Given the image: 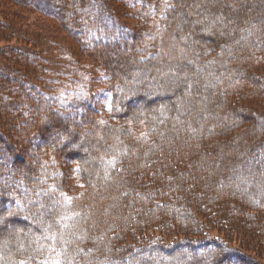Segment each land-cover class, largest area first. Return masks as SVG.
<instances>
[{
    "label": "rangeland",
    "instance_id": "374dc122",
    "mask_svg": "<svg viewBox=\"0 0 264 264\" xmlns=\"http://www.w3.org/2000/svg\"><path fill=\"white\" fill-rule=\"evenodd\" d=\"M26 1L27 3L33 1L41 7H47L43 0ZM96 2L97 4L100 2L99 5L104 7L102 0H96ZM184 2L187 3V6L184 9V14L180 17L178 31L166 39L164 30H161L162 26L159 23L162 11L157 15L153 13V10L158 8L156 1L110 0L108 3L106 8L112 14L106 19V24L109 26L104 31L108 32L107 34H114L113 32L117 31L116 25L113 24V18H115L118 20L117 24L120 21L125 23L128 28L142 32L141 38L146 39L148 36L151 41L154 38L156 44L161 43L162 45L153 47L152 43L150 46L157 49L159 67L155 70H152L150 66L145 67L135 58H128L134 47L130 50L128 47L126 49L113 47V50L109 51L107 63L114 65L117 70L120 68L129 72V80L124 82L127 88L135 89L140 84L149 82L150 85L146 84V87L151 88L153 92L158 90L157 94L159 95H165L164 102L169 101L170 105H174L176 98L178 102L176 106H172L175 110L171 113L170 105L168 110L164 111L162 108L158 111L157 123L160 126L157 128L158 136L153 143L149 140L144 141L146 138L144 139L141 135L136 139L137 142L136 140L132 141L128 137L127 130L107 129L104 124H100L101 122L94 123L93 125L96 124L95 128L93 125L89 126L90 123L86 120L80 121L81 123L78 125H83V127L81 130H77L76 120L78 119L70 116L67 126L71 134L64 137L70 142L65 147L69 156L66 161L69 163V159L75 160V158L83 161L86 168L84 171L85 181H88L92 186L94 199L84 201L85 210L81 222L77 225L76 222L71 223L68 234L72 240H80V244L84 246L90 244V246L94 245L91 248L100 245L108 247L110 244L116 243L119 230L124 226H128L130 230L133 225L135 226L137 219L148 221L152 215L159 220L168 219L174 222L181 219L191 223L192 220L202 219L199 221L200 224L203 223L205 231L210 232L216 239L228 242L237 247L236 249L243 250L246 254L254 257L256 262L264 264V245H257V242L253 240L255 235L249 233L253 230V234H257L258 237L264 235V228L259 226V220H264V164L258 162L260 159L257 156L254 157L251 155L252 153H249L248 147L249 145L255 146L256 142L264 135V120L259 113L264 111V62H262L264 49L260 44L262 42L260 37L262 38L264 33V0H184ZM11 5L13 10L10 16L0 11L1 28L5 26L9 30H11L10 27L16 29L13 34L9 33L8 35L7 33L6 37L0 36V62L5 63L0 65V111L4 109L5 99L2 94L6 91H4L3 84L8 76L6 82L13 86L16 92L24 89L29 96L33 95L30 105H26L24 108L17 107L14 113L20 114L19 119L30 121L33 119L31 117L33 112H41L49 130V136L51 138L56 136L50 131L53 125L51 120L53 115L47 113V107L51 104V100L49 99L45 103L39 102L36 97L37 87L24 82L25 77L18 76L16 72L8 68L10 64H14V59H11L14 53L18 58L20 55L27 56V62L18 65L21 70H24L23 66H25L26 70L28 69L27 74H30L29 71L36 68L37 64L49 66L51 69V63L55 64L54 62L57 61L65 63L66 66L61 68L66 72H61L63 73L62 84H60L62 86L59 87L57 94L63 95L67 102L73 100L72 97H74L69 94L74 90V85L70 79L66 78V74L71 72L68 67L76 63L92 73H97L92 78L89 75L90 72L88 74L91 81L96 80L98 83H92L88 87L87 101L94 110L99 111L97 113L99 119L100 116L110 118L111 99L107 93L108 88L103 83V79L107 77L106 71L91 54H85V47L93 46L95 39L104 34V31L99 29V25L90 27V31L72 26L69 27L70 31H67L65 23L51 19L39 10L13 2ZM55 7L57 8V6ZM56 8L53 9L56 10V17H59L58 13H61V10ZM149 10H151V17L147 14ZM69 16H72L71 12ZM244 20L251 22L250 28L248 25H245L246 28L243 26L250 31L241 35L237 31L239 28L242 29ZM85 21L87 20L85 19ZM17 30H20L21 33L17 34ZM36 33L48 35L51 38L47 42L49 53L40 54L39 50L34 51L36 45L29 43L26 44L27 46L24 45L25 43L22 41L24 35ZM197 37H201L203 40L200 41ZM138 38L140 35L137 34L136 39ZM213 43L220 44L224 48V51L217 55L222 58V66L228 71H222L218 62L208 64L209 60L207 63H199L200 61L195 58L199 56L201 47L212 48ZM96 46L98 45L95 44ZM26 78L29 77L26 76ZM150 102V100L144 99V104H150ZM5 106L8 105L5 103ZM143 111L142 108L139 110V112ZM163 114H167V116ZM169 117L171 120L165 124V120ZM54 120L60 126L66 125L59 118H54ZM71 120H74L75 123ZM18 124L20 128L25 125L22 120ZM18 126L15 127L18 128L16 133L11 134L0 129L1 145H4L7 140L10 141V136L13 137L20 133ZM131 141L134 145L130 146ZM122 152L129 153L126 156L127 160H138L139 163V165H132L125 177L122 174L118 176L115 171L106 169L104 163L111 154L118 157V154H122ZM157 157L162 158L164 162L171 161L173 163H171V168L174 175L180 177L186 170L190 173L188 176L184 175L181 182L182 189H178V195L181 198L175 200H179V202L171 199L174 203L173 206H165L163 210H160V213L155 211L152 204L142 196V190L136 192L126 187L130 179L134 178L135 171L142 172L141 166L144 161L147 163L144 170L147 169V172L153 173L158 167L155 164L158 160L155 159ZM18 159L14 164H33L31 157L26 152L20 153ZM149 159H152L150 164H148ZM163 161L161 164H164ZM51 163L54 164V160H51ZM66 165L68 168L63 169L62 173L67 174L69 170H72L67 188L70 192L69 197L83 193L85 188H83L82 180H79L78 172H76L77 165L75 163ZM149 165L152 167H148ZM168 171L169 167L163 171V178L167 179ZM116 178H122L120 184ZM166 186H170L171 191L175 189L173 182L171 185L167 183ZM199 194H201L200 202ZM67 198L65 196L58 199L54 206H56L55 204L62 206L64 201H68ZM191 200H195L201 206L205 204L207 213L202 211L201 206L192 207ZM210 201L212 205L208 207ZM2 206L4 207L0 203V209ZM53 208L52 206L48 207V212H51ZM201 211L206 216L203 217ZM215 213L216 215H214ZM12 221L16 223L0 210V249L30 247V240L20 239L17 235L19 234L18 230L12 226L14 225ZM240 226L244 227V234H239L238 230L242 228ZM191 229L194 231L196 227ZM113 232L117 234V237L111 238ZM180 235L182 234L170 232L167 238ZM193 235L196 233L194 232ZM133 240H135L134 237ZM88 247L89 245L84 248ZM78 250L82 255L85 254L81 248ZM112 250L109 249L108 255L104 257L105 261L110 259L109 255ZM87 251L89 250L87 249ZM187 260V258L180 259L178 257L174 261L164 259L161 252H157L155 256H151L149 253L134 254L131 260L126 261L125 264H186ZM188 261L190 264V260ZM191 264L212 263L196 260Z\"/></svg>",
    "mask_w": 264,
    "mask_h": 264
},
{
    "label": "trees",
    "instance_id": "16d2710c",
    "mask_svg": "<svg viewBox=\"0 0 264 264\" xmlns=\"http://www.w3.org/2000/svg\"><path fill=\"white\" fill-rule=\"evenodd\" d=\"M43 1L46 2V8L41 7L39 4L38 6L33 1L27 3L26 0H0V11L10 16L13 10L11 8L13 2L15 4L27 5L29 8L39 10L41 13L43 12V14L51 19H57L60 23H65L64 26L67 31H70L69 27L71 26L86 29L88 31H90V27L97 24L99 25V29L103 31L109 26L106 24V19L110 17L112 13L109 12L106 7H108L110 0H102L104 7L99 5L100 2L97 4L96 0ZM154 1H156V4L158 3V8L155 11L153 10V13L157 15L162 11L159 23L162 26L161 30H164L166 39V37L172 36L171 34L177 33L178 26L180 25V17L184 14L187 3L184 2V0ZM55 6L61 10V13H58L60 15L59 17L55 15L56 10L53 9L56 8ZM70 12L72 16H69ZM147 14L151 17V10H149ZM85 19L87 21H85ZM113 22L117 29V31L113 32L114 34H107L108 32L104 31L103 36L95 39L93 46L90 45L85 47V54H91L94 60L106 71L107 77L105 76L106 78L103 79V83L108 88L107 93L110 95L111 99L110 118L108 116H100L99 119L97 114L99 111L94 110L89 101H87L86 93L88 87H90V84L98 82L96 80L91 81L90 76L92 78L95 73L88 71L85 67L80 66V64L73 63L68 67L71 72H67L66 78L70 79L74 85V90L69 92V94L74 97H72L73 100L69 102L63 98V95L60 96V94H57L59 87L62 86L60 85L63 79V73L61 72L65 71H62L63 66H66L65 63L60 61L54 62L55 64L51 63V69L49 66L37 64V66H35L36 68H32L29 71L30 74H27L28 69L26 70L25 66H23L24 70L18 67L19 63L27 62V56L20 55V58H18L17 55L13 53L11 59H14V62L11 59L10 61L14 64H10V66L6 64L8 68L16 72L18 76L22 75L25 77L24 82L37 87L36 97L39 99V102L45 103L47 100H51V104L47 107V113L53 115V119L51 118L53 125L50 131L56 136L55 138L49 136L50 133L46 127L47 125L44 123V116H42L39 111L33 112L31 116L33 119L30 121H24L22 118L19 119L20 114H15L14 110H16L17 107L24 108V106L30 105L31 100H33V95L29 96L24 89L16 92L13 86H10L9 83L6 82L8 76L5 75L7 77L3 87L6 93L2 94L5 101L4 106L2 105L4 109L0 111V129L2 128L4 131H7V133L11 134L16 133V129L18 128L15 127L19 125L18 122L21 120L25 125L23 128H20V125L18 126L20 133L13 137L10 136V141L7 140L4 145L0 143V203L4 205L0 210L8 215L11 220L16 221V223L12 221L14 224L12 226L14 229L18 230L19 234L17 235L20 239L24 238L30 240L31 245L28 248L0 249V264H125L126 261L131 260L134 254L149 253V255L155 256L157 252H161L162 258L173 261L176 257L180 259L187 258L190 260V264L192 261L195 262L196 260L204 261V263L211 262L212 264H260L255 261L254 257L246 254L243 250H238L236 249L237 247L230 245L224 240H218L211 235L210 232L205 231L204 224H200L199 222L200 220L202 221V219L199 221L198 219L192 220L191 223L181 219H178L176 222L168 219L159 220V218L154 215L148 218V221L137 219L135 220V226L133 225L130 230L128 226H124V228L119 230L116 243H112L108 247L100 245L96 248H91L94 245L90 246V244H85V246L89 245V247L84 248L85 246L80 244V240H72L70 238L68 232L71 228V223L76 222L77 225L81 222L83 211L85 210L84 201L94 199L93 188L88 181H85L86 176L84 171H86V168L81 159H69V163H75L77 165L76 172H78L79 180H82L83 188H85L83 193L81 192L78 195L69 197L70 192L67 188L71 180L70 172L72 170H69L67 174L62 173L64 172L63 169L68 168L66 164H69L66 161V158H69V156L65 147H67V144L70 142L64 137L71 134L67 126V122L70 121V116H74L78 119L76 120L77 130H81L83 127V125H78V123H81L80 121H88L90 123L89 126L101 122L100 124H104L107 129L118 128L127 130L128 137L131 138L132 141L136 140L141 135L144 139L146 138L144 141L149 140L153 143L156 136H158L157 128L160 126V124L157 123L158 111L162 108L164 111L168 110L170 105L169 101L164 102L163 98L165 95H159L157 94L158 90L154 89L156 91L153 92L150 87V89L146 87V84L150 85L149 82L140 84V86L135 89L127 88L124 82H128L130 76L129 72L121 70L120 68L117 70L114 65L112 66L111 63H107L109 61V51H112L113 47L117 46L123 49L128 47L129 50L134 47L132 52L130 51L131 53L128 55V58H135L145 67L150 66L152 70L159 67L156 53L157 49L151 48L150 46L153 43V47H160V45H162L161 43H159V45L156 44L154 38L153 41H151L146 35V39L141 38V35H143L142 32L134 31L120 21L117 24L118 20H115V18H113ZM243 23L242 29L239 28L240 31H237L238 34L241 33V35L250 31L245 29V25H248L250 28L251 22L249 23L247 20H244ZM243 26H245V28ZM0 29H4L0 30V36L4 37H6L7 33L9 35V33L13 34L15 33L14 31H16V29H12V27H10L11 30H9V28L5 26L2 28L0 26ZM19 33H21L20 30H17V34ZM137 34L138 36L140 35L138 39H136ZM197 39L200 41L203 40L201 37H197ZM260 39L262 40L260 43L261 47L264 49V33ZM50 40L51 38L48 37V35H38L37 33L33 35L25 34L22 38L23 43H25L24 45L27 43L36 45L34 51L39 50L40 54L44 52L49 53V44L47 45V42ZM95 44L98 46L95 47ZM223 51L224 48H222L220 44L216 45L213 43L212 48L205 46L201 47L198 53L199 56L195 58L197 61H200L199 63H207L209 60L210 62H208V64L218 62L222 71H228L227 68L222 66V58L217 55V53H222ZM262 62H264V60ZM1 64L5 63L0 62V65ZM88 74L90 75L89 77ZM26 76L29 78H26ZM75 97L76 100H74ZM144 99L150 100V104H144ZM174 102L177 103L178 99L176 98ZM5 103L9 107H6ZM176 103L170 105V113L175 110L172 106H176ZM141 108L144 110L143 112H139ZM259 113H261L262 120H264V111ZM26 114H28V111H26ZM163 115L167 116V114ZM54 118H59L60 121H64L66 125H58L59 123H56ZM170 120L169 117L165 120V124H168ZM132 141L129 143L130 146L131 144L134 145ZM257 142L255 146H248L249 153H252L251 155L254 157L257 156L258 159H260L258 162L263 165L264 135ZM40 144H42L41 147H39ZM44 144L46 145L44 146ZM22 152H26L28 156L31 157L33 161L32 165L14 164L18 159V155ZM127 155H129L128 152H122V154H118V157L111 154L104 162L105 168L115 171L118 176L122 174L125 177L132 165H139L138 160H127ZM155 159H158L156 160L157 163H155L158 167H156L153 173L147 172V169V171L144 170L146 168L145 165H147L144 161L141 166L143 169L142 172L139 173L135 171L133 174L134 178L130 179L129 182L127 181L126 187L136 192L142 190V196L146 198L148 203L152 204L153 208L156 209L155 211H159L158 213H160V210H163L165 206H173V199L179 202V200H175L176 198H181V196L178 195V189L182 187L181 182L184 175L186 174L188 176L190 173L188 170H186V172L183 171V176L181 175L179 177L174 175V171L171 168V161L164 162L162 158L159 157ZM51 160H54L55 163L52 164ZM150 160L152 159H149L148 164L151 163ZM161 161H163L164 164H161ZM161 165L163 166L161 167ZM166 166L169 167L167 179L162 177L163 171L167 168ZM148 167L152 166L149 165ZM50 169L51 171H49ZM176 172L179 173L178 171ZM60 173L61 175H59ZM121 179L122 178L117 179L118 184L122 181ZM172 182L175 188L174 191L170 190V186H166L167 183L171 185ZM201 194L198 196L200 199L199 202L201 201ZM63 195L68 197V201H64L65 203H63L64 206L60 204H55L56 206H54V203L58 202V199L65 197ZM199 204L200 203L195 200H191L190 202L192 207L201 206ZM211 205L212 202L210 201L207 206L211 207ZM50 206L54 208L51 212H48V207ZM201 208L203 212L207 213L205 204L201 206ZM202 211L201 213H203ZM204 215L203 213L202 216L204 217ZM214 215H216V213ZM224 221L227 222V220ZM20 222L25 225H19ZM259 226L264 228L263 219L259 220ZM194 227H196V230L192 231L191 228ZM243 228L244 227L238 230L240 232L239 234H244ZM170 232H177L182 235L167 238ZM194 232L196 235H193ZM249 233L255 235V239L253 237V240L257 242V245H264V235L263 237H258L257 234H253V230ZM116 235L117 234L113 232L111 238L117 237ZM133 237L135 240L132 241ZM78 248H81L85 254L82 255ZM87 249L89 251H87ZM109 249L113 250L109 255L110 259L105 261L106 259L104 257L108 255ZM188 260L186 264H189Z\"/></svg>",
    "mask_w": 264,
    "mask_h": 264
}]
</instances>
